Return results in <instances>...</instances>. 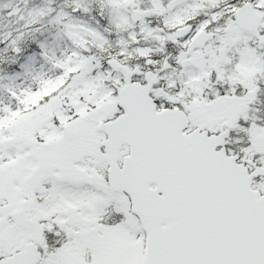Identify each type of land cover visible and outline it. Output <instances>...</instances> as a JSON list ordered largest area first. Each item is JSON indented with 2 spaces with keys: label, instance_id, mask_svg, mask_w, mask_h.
I'll return each instance as SVG.
<instances>
[{
  "label": "snow or ice",
  "instance_id": "6c2138e0",
  "mask_svg": "<svg viewBox=\"0 0 264 264\" xmlns=\"http://www.w3.org/2000/svg\"><path fill=\"white\" fill-rule=\"evenodd\" d=\"M0 264H264V0H0Z\"/></svg>",
  "mask_w": 264,
  "mask_h": 264
}]
</instances>
